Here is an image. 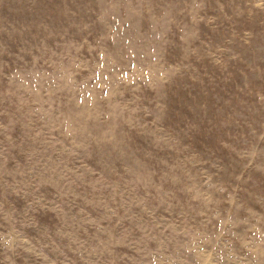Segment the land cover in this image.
I'll return each instance as SVG.
<instances>
[{
	"label": "rangeland",
	"instance_id": "374dc122",
	"mask_svg": "<svg viewBox=\"0 0 264 264\" xmlns=\"http://www.w3.org/2000/svg\"><path fill=\"white\" fill-rule=\"evenodd\" d=\"M0 264H264V0H0Z\"/></svg>",
	"mask_w": 264,
	"mask_h": 264
}]
</instances>
